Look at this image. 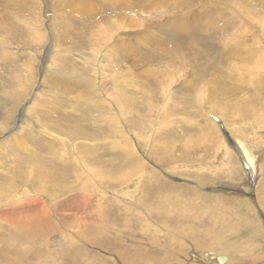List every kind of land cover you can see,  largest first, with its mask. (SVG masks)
<instances>
[{
    "label": "rangeland",
    "instance_id": "374dc122",
    "mask_svg": "<svg viewBox=\"0 0 264 264\" xmlns=\"http://www.w3.org/2000/svg\"><path fill=\"white\" fill-rule=\"evenodd\" d=\"M263 60L264 0H0V264H264Z\"/></svg>",
    "mask_w": 264,
    "mask_h": 264
},
{
    "label": "bare ground",
    "instance_id": "6f19581e",
    "mask_svg": "<svg viewBox=\"0 0 264 264\" xmlns=\"http://www.w3.org/2000/svg\"><path fill=\"white\" fill-rule=\"evenodd\" d=\"M263 66H264V60L261 61L259 64H257L255 70L261 71ZM174 72L178 73L177 70H174ZM227 91L230 92L229 90ZM109 110H111V107H109ZM243 112H247L250 115L253 114L257 122L256 115L253 112H251V109H249L247 106L243 109ZM117 134L120 137L123 136L122 132H119L118 130H117ZM262 134L264 135V132H262ZM261 138L264 139L263 137ZM229 143H230L228 144L229 150L238 153V156L242 159L243 168L247 171V176L249 180L256 183L257 182L256 180L261 177V171L259 169V160L257 159V157H255L244 144L239 143L237 139H236V143L233 140L230 141ZM227 201L232 202L237 206L240 204V202H237V200L235 199H227ZM242 205H244V203ZM246 206L248 205L246 204ZM20 224L23 229L22 228L16 229L15 230L16 233H18L19 236H22V230H24L27 234V240L32 244V246H34L37 243V241H47L49 239V233L57 232L61 230V227L58 224V220H20ZM76 234H72V235H76ZM15 249L19 253L21 252V249L18 246H15ZM208 253L211 256L215 255L214 259H221L220 261H218L220 264L224 262L225 259L224 256L218 255L216 251H208L207 254ZM28 255L29 254L20 253L17 255L15 261L7 264H27L25 263V261L27 260Z\"/></svg>",
    "mask_w": 264,
    "mask_h": 264
}]
</instances>
